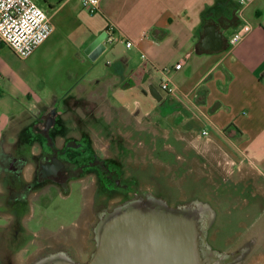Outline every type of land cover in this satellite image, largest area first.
Masks as SVG:
<instances>
[{"label": "crops", "instance_id": "1", "mask_svg": "<svg viewBox=\"0 0 264 264\" xmlns=\"http://www.w3.org/2000/svg\"><path fill=\"white\" fill-rule=\"evenodd\" d=\"M71 1L81 6L80 0H52L51 5L58 4L60 10ZM238 9V0H102L95 14L101 22L92 27L93 39L82 48L103 32L114 33L115 42L105 41L107 49L101 55L107 66L104 71L95 70L94 61L85 53L82 58L77 47L73 57L78 69L50 70L58 45L45 42L26 59L27 76L19 78L14 75L15 54L0 45V218L4 220L0 264L21 263L25 254L29 258V247L46 230L42 193L36 190L25 200L33 169L30 164L22 166L35 153L32 147L42 141L35 128L37 112L57 105L73 109V100L80 98L83 88L94 92L95 86L107 83L114 91L137 88L162 107H177L185 114L181 122L185 130L191 122L201 127L196 135L190 130L179 133L183 141L203 145L199 159L204 166L215 162V194L221 192L217 180H222L230 189L223 197L233 201L228 210L225 199L213 204L211 193L204 200L215 211L214 248L237 258L233 264H264V0L245 9L252 31L232 46L230 41L241 26ZM209 24L227 39L225 50L211 53L201 48ZM128 41L133 42L131 48ZM123 59V77L112 74L111 66ZM179 63L182 67L176 70ZM35 72L41 77L33 81ZM165 79L176 87L173 94L161 90ZM122 83L131 87L124 89ZM226 227L241 228L242 237L227 242L233 234Z\"/></svg>", "mask_w": 264, "mask_h": 264}, {"label": "rangeland", "instance_id": "2", "mask_svg": "<svg viewBox=\"0 0 264 264\" xmlns=\"http://www.w3.org/2000/svg\"><path fill=\"white\" fill-rule=\"evenodd\" d=\"M38 3L47 11L55 28L54 33L46 41L47 45H58V51L52 58L49 69L57 67L62 72L68 67L78 69L77 60L73 57V48L81 49L80 56L84 57L86 49L82 47L92 41L91 29L101 22L99 15L89 13L73 1L60 10L56 3L54 8L49 7L53 3L52 0L49 3L38 0ZM12 58L14 75L19 78L27 76L28 61L21 60L15 55ZM102 58L101 56L93 63L97 71L107 70ZM40 77L38 72L31 74L33 81ZM110 85L107 83L95 86L94 92L90 91L91 87L83 88L84 93L72 103L71 110L75 114L73 128L87 121L89 124L85 125L92 128L95 147L99 151L104 150L109 156L117 157L125 168L126 176L138 177L141 196L168 200L174 207L176 204L182 206L189 202L204 201L209 199L208 194L211 193L210 201L213 204L214 200L225 199L224 206L230 210L233 201L229 202L228 198L223 197L225 193L230 192L229 186L223 184L222 180H217L222 194H215L217 186L213 173L214 160L205 163L204 166V160L199 159V151L203 149V145L201 143L191 145L183 141L185 137L179 133L190 130L196 135L202 131L201 127L191 122L185 130L181 124L185 114L179 113L177 107H162L151 96L143 94L137 88L117 92L110 89ZM121 106L125 108H120ZM97 119L102 125L97 124ZM87 184L86 180L84 186ZM82 192L83 184L79 183L71 186L70 196L67 198L63 199L58 197L57 193H50L48 195L50 201L43 205L44 218L42 217L46 226L43 236L48 238L54 232L56 240H65L71 244L76 254L73 257L79 259L85 257L80 252L85 246V235L88 233L84 220H80L82 212L80 209L85 198ZM90 199L91 197L86 199L88 205L85 204L86 207L91 206ZM83 215L85 219L90 214L84 211ZM3 222L4 220L0 218V223ZM226 228L233 234L232 238H227V242L232 244L242 237L239 236L241 228L233 230L230 227ZM215 230L211 228L209 242L217 248L212 241ZM222 231L223 229L220 232ZM226 233L228 232L222 234ZM43 236L41 235L39 241L29 247L30 251L47 241ZM22 259L21 263L17 261L18 264H33L36 261L35 255L28 258V254H25Z\"/></svg>", "mask_w": 264, "mask_h": 264}, {"label": "water", "instance_id": "3", "mask_svg": "<svg viewBox=\"0 0 264 264\" xmlns=\"http://www.w3.org/2000/svg\"><path fill=\"white\" fill-rule=\"evenodd\" d=\"M107 37V32L101 33L86 48L90 60H97L106 51ZM226 40L215 25L209 24L200 46L204 51L220 52L225 50ZM214 222L215 211L204 201L171 207L155 197L133 199L107 212L95 227L96 248L88 261L76 262L60 252L33 264L236 263L237 258L210 244L209 232Z\"/></svg>", "mask_w": 264, "mask_h": 264}, {"label": "flooded vegetation", "instance_id": "4", "mask_svg": "<svg viewBox=\"0 0 264 264\" xmlns=\"http://www.w3.org/2000/svg\"><path fill=\"white\" fill-rule=\"evenodd\" d=\"M74 116L71 109L61 105L37 112L35 128L39 130L42 141L32 147L35 153L31 155L30 162L24 160L22 166L25 168L30 164L33 169V180L26 184V201L37 190L42 193L43 204L47 205L50 193H57L58 197L64 199L70 196L73 184H83L85 198L80 209V220H84L88 233L85 235L84 248L80 247V254L85 257H73L76 254L71 244L56 240L53 232L48 238L43 236L47 241L31 251L36 260L49 254L65 252L76 262L88 261L96 248L95 227L105 214L133 199L148 198L140 195L138 177L126 176L125 168L117 157L109 156L104 150L99 151L95 147L92 128L85 125L89 124L87 121L73 128ZM99 121L97 119V124L102 125ZM86 180L88 184L84 186ZM11 195L12 198L16 196ZM90 197L91 206L86 207V199ZM164 201L171 206L170 201ZM180 206L176 204L174 207ZM84 211L90 214L85 219Z\"/></svg>", "mask_w": 264, "mask_h": 264}, {"label": "built area", "instance_id": "5", "mask_svg": "<svg viewBox=\"0 0 264 264\" xmlns=\"http://www.w3.org/2000/svg\"><path fill=\"white\" fill-rule=\"evenodd\" d=\"M254 1L238 0L237 15L241 26L230 41L232 46L242 42L252 31V26L245 17V9ZM101 2L102 0H80L82 8L91 14L99 11ZM54 30L51 17L39 5L38 0H0V45L8 46L19 59L26 60L32 57L37 49L51 37ZM115 40L114 33L109 32L106 41L112 44ZM126 46L131 48L133 42L128 41ZM181 67L182 64L179 63L175 69L180 70ZM161 90L166 94H173L176 87L165 79L161 82ZM207 134L203 132V135Z\"/></svg>", "mask_w": 264, "mask_h": 264}, {"label": "trees", "instance_id": "6", "mask_svg": "<svg viewBox=\"0 0 264 264\" xmlns=\"http://www.w3.org/2000/svg\"><path fill=\"white\" fill-rule=\"evenodd\" d=\"M39 1H42V2H45V3H49L50 0H39ZM49 7L52 8V5L49 6ZM124 61L126 62L125 59L120 60V61L114 63L111 66V72H112V74L117 75V76H120V77H123V73H124V70H125V67H124V63L125 62ZM122 87L124 89H127V88L131 87V84H129V83H127V84L126 83H122Z\"/></svg>", "mask_w": 264, "mask_h": 264}]
</instances>
